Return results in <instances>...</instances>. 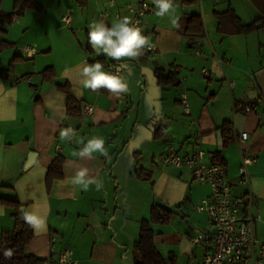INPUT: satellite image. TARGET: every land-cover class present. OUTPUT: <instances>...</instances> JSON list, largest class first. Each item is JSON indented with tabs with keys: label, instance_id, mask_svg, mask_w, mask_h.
<instances>
[{
	"label": "crops",
	"instance_id": "1",
	"mask_svg": "<svg viewBox=\"0 0 264 264\" xmlns=\"http://www.w3.org/2000/svg\"><path fill=\"white\" fill-rule=\"evenodd\" d=\"M245 1H172L175 12L160 17L152 0H20L18 8L15 0H1L3 15L18 11L16 19L0 23V198L17 200L25 217L42 221L32 224L28 253L44 264H56L63 248L73 251L77 264H135L141 222L150 221L157 205L171 210L172 217L167 224H150L155 249L165 258L173 255L174 264L199 260L205 244L192 239L210 229V220L195 207L210 188L186 168L164 165L168 146L186 154L200 146L206 163L224 166L235 194L241 192L235 183L240 151L255 157L248 166L253 214L259 217L254 229L264 239V45H249L257 30L222 34L215 15L230 8L248 24L257 16L251 20L249 14L244 21ZM141 3L153 7L141 34L155 53L121 61L97 54L88 41L93 22L111 27L131 18L129 7ZM188 13L201 15L202 37L184 36L173 26V19L178 23ZM26 47L34 50L31 55ZM97 61L105 72L108 66L120 69L129 91L116 95L84 88L83 67ZM59 84H68L79 116L67 113L68 95ZM182 93L189 113L179 101ZM86 105L93 107L90 116L83 113ZM245 105L255 109L247 112ZM223 125L231 130L226 142ZM67 129L72 139L61 140L60 132ZM242 131L247 139L237 144ZM93 137L104 140L106 156L74 155ZM58 156L63 175L47 186V170ZM84 168L86 179L101 184L99 190L96 183L87 190L71 183ZM13 226L12 209L0 202V234Z\"/></svg>",
	"mask_w": 264,
	"mask_h": 264
},
{
	"label": "built area",
	"instance_id": "2",
	"mask_svg": "<svg viewBox=\"0 0 264 264\" xmlns=\"http://www.w3.org/2000/svg\"><path fill=\"white\" fill-rule=\"evenodd\" d=\"M132 25L141 29L144 16L153 12V7L141 3L134 7L130 6ZM16 19L17 14L13 15ZM69 18V17H68ZM63 17L65 22L69 19ZM146 47L143 54L155 53V47ZM31 55L32 48H25ZM207 74L206 70H202ZM107 73L121 75V70L108 66ZM229 85L234 81L229 80ZM185 113L190 112L189 102L186 93L179 98ZM244 109L249 112L254 106L245 105ZM83 113L92 115L93 107L86 105ZM199 138V135H198ZM247 139V132L242 131L236 138V143ZM205 152L198 146L190 154L181 153L178 149L168 146L162 155V163L173 168H186L193 179L208 184L210 194L203 198L195 209L204 213L210 220V229L195 236L193 243H204L206 251L199 260H192L184 264H264V239L255 234L254 223L258 216L253 214L255 204L254 196L250 192L251 177L248 166L257 161L255 157L248 156L245 151H240V164L237 170L236 185L241 188L240 194L232 190L233 184L226 177L225 168L220 163H206ZM55 247V238L51 237L50 250ZM56 264H77L70 248H63L57 253Z\"/></svg>",
	"mask_w": 264,
	"mask_h": 264
},
{
	"label": "trees",
	"instance_id": "3",
	"mask_svg": "<svg viewBox=\"0 0 264 264\" xmlns=\"http://www.w3.org/2000/svg\"><path fill=\"white\" fill-rule=\"evenodd\" d=\"M20 0H15V8H18ZM181 2L183 5H193L196 0H172ZM258 11V16L248 24H244L237 17L232 9L216 13L218 21V30L224 35L247 34L257 29H264V0H249ZM18 10L13 13L3 15L1 13L0 0V23L4 18L12 17L17 14ZM184 36L202 37L204 34V26L201 15L199 13H188L181 16L177 25ZM48 70L43 71L44 77L49 78ZM158 81L162 82L163 75L160 71H156ZM170 76L164 79L168 81ZM58 88L67 93L66 108L69 115L79 116V102L69 95L68 84H59ZM229 124V123H228ZM230 127L223 125L225 142L229 139ZM63 158L56 157L50 164L46 173V184L49 186L51 181L60 178L62 171ZM0 202L12 209V217L14 226L11 230L3 231L0 234V264H44L45 260L27 252V245L32 236V224L28 222L26 217L20 212V204L17 200H9L0 198ZM172 217V211L160 206H153L151 209L150 221H142L139 230V237L135 243V264H174V256L168 255L163 257L154 247L153 233L150 228L151 223L167 224ZM11 251V257H7L5 253Z\"/></svg>",
	"mask_w": 264,
	"mask_h": 264
},
{
	"label": "clouds",
	"instance_id": "4",
	"mask_svg": "<svg viewBox=\"0 0 264 264\" xmlns=\"http://www.w3.org/2000/svg\"><path fill=\"white\" fill-rule=\"evenodd\" d=\"M152 3L159 9L156 12L157 16L162 17L166 13L175 12L172 0H152ZM176 23V19H173V26H176ZM88 41L97 54L102 52L106 54L107 58L116 61H121L124 58L138 59L146 47H151L148 39L141 34V29L133 26L131 18L128 16L114 21L111 27H108L103 21H94L88 32ZM82 76L84 77L83 87L93 91L105 88L116 95L129 91L128 84L122 76L105 72L103 64L98 61L92 65L85 64ZM71 132V129L61 131V140H71ZM78 143H83V139ZM94 152L107 155L102 138L93 137L89 139L79 153H74V155L78 154L80 157L91 158ZM87 172L86 168L78 171L75 177L71 179V183L80 185L85 190L88 189L90 184L96 183L97 190H99L101 184L98 181L86 179ZM26 219L36 226L42 224V221L37 220L35 216L29 215ZM5 255L11 257L12 253L9 250Z\"/></svg>",
	"mask_w": 264,
	"mask_h": 264
},
{
	"label": "rangeland",
	"instance_id": "5",
	"mask_svg": "<svg viewBox=\"0 0 264 264\" xmlns=\"http://www.w3.org/2000/svg\"><path fill=\"white\" fill-rule=\"evenodd\" d=\"M245 2L246 4L243 5L241 11L243 13H240L242 14L244 21H249L248 15L250 14L252 20L254 17L258 16V11L249 0H246ZM248 42L250 47L256 46L259 42L264 45V29H257L256 32L252 33L248 39Z\"/></svg>",
	"mask_w": 264,
	"mask_h": 264
},
{
	"label": "water",
	"instance_id": "6",
	"mask_svg": "<svg viewBox=\"0 0 264 264\" xmlns=\"http://www.w3.org/2000/svg\"><path fill=\"white\" fill-rule=\"evenodd\" d=\"M220 134H221V133L218 131V132H217L218 137L220 136ZM219 143H221L220 138H219ZM20 212L22 213V210H20Z\"/></svg>",
	"mask_w": 264,
	"mask_h": 264
}]
</instances>
